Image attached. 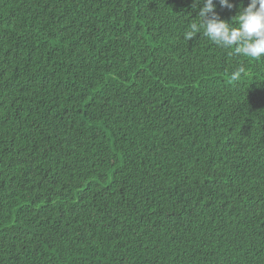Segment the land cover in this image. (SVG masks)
Instances as JSON below:
<instances>
[{
	"label": "trees",
	"instance_id": "16d2710c",
	"mask_svg": "<svg viewBox=\"0 0 264 264\" xmlns=\"http://www.w3.org/2000/svg\"><path fill=\"white\" fill-rule=\"evenodd\" d=\"M201 7L0 0V264H264V59Z\"/></svg>",
	"mask_w": 264,
	"mask_h": 264
},
{
	"label": "clouds",
	"instance_id": "9594fccd",
	"mask_svg": "<svg viewBox=\"0 0 264 264\" xmlns=\"http://www.w3.org/2000/svg\"><path fill=\"white\" fill-rule=\"evenodd\" d=\"M219 3L222 7H233L229 0H219ZM201 4L198 17L183 32L185 41H191L199 33L216 46L232 50L235 56L264 59V0H250L233 18L234 25L219 18L214 0H192L193 9ZM243 72L244 67L237 66L231 73V80L238 81Z\"/></svg>",
	"mask_w": 264,
	"mask_h": 264
}]
</instances>
